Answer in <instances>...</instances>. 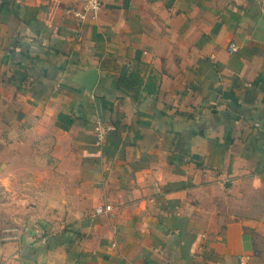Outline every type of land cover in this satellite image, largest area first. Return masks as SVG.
I'll return each mask as SVG.
<instances>
[{
    "label": "crops",
    "instance_id": "obj_1",
    "mask_svg": "<svg viewBox=\"0 0 264 264\" xmlns=\"http://www.w3.org/2000/svg\"><path fill=\"white\" fill-rule=\"evenodd\" d=\"M71 8L0 3V264H264V0Z\"/></svg>",
    "mask_w": 264,
    "mask_h": 264
},
{
    "label": "built area",
    "instance_id": "obj_2",
    "mask_svg": "<svg viewBox=\"0 0 264 264\" xmlns=\"http://www.w3.org/2000/svg\"><path fill=\"white\" fill-rule=\"evenodd\" d=\"M4 2V0H0V3ZM78 2L81 4V8H71L68 9V12L71 14H74L78 18L84 20L89 16L96 17L98 13L101 11L104 0H78ZM230 49L235 51L237 49V45L232 43L230 45ZM107 128L104 125L99 124L96 128V135L98 139L101 141L105 138ZM112 209L111 205L106 206H99L97 207L96 211L98 213H104L106 211H109Z\"/></svg>",
    "mask_w": 264,
    "mask_h": 264
},
{
    "label": "water",
    "instance_id": "obj_3",
    "mask_svg": "<svg viewBox=\"0 0 264 264\" xmlns=\"http://www.w3.org/2000/svg\"><path fill=\"white\" fill-rule=\"evenodd\" d=\"M96 73L94 72L93 73V75H92V78H91V80L89 81V87H91L93 84H94V82H95V80H96Z\"/></svg>",
    "mask_w": 264,
    "mask_h": 264
},
{
    "label": "rangeland",
    "instance_id": "obj_4",
    "mask_svg": "<svg viewBox=\"0 0 264 264\" xmlns=\"http://www.w3.org/2000/svg\"><path fill=\"white\" fill-rule=\"evenodd\" d=\"M15 204H17V202Z\"/></svg>",
    "mask_w": 264,
    "mask_h": 264
}]
</instances>
